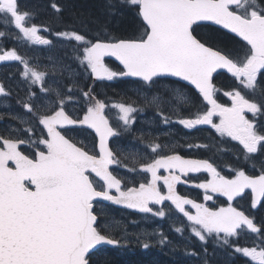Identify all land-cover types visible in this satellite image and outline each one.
Segmentation results:
<instances>
[{
	"label": "snow or ice",
	"instance_id": "1",
	"mask_svg": "<svg viewBox=\"0 0 264 264\" xmlns=\"http://www.w3.org/2000/svg\"><path fill=\"white\" fill-rule=\"evenodd\" d=\"M120 2L137 10L142 29L139 36L93 42L75 31L58 33L78 42L76 51L81 66L90 69L97 79L140 78L149 85L140 92L143 103L154 107L164 124L173 122L166 112L178 115L185 105L195 107L197 97L185 91L192 86L202 97L201 102H206L205 108L188 117L180 116L177 123L190 130L210 125L220 136L239 142L245 161L254 159V154L264 156V125L258 130L254 121L245 115L246 112L253 116L264 114V6L258 0ZM52 7L60 10L56 4ZM0 14L13 21L27 40L50 43L38 35L36 26H25L29 13L19 11L17 0H0ZM213 25L219 26L213 31L225 29L239 38L237 43L243 44L234 49L222 48L215 43L213 35L197 34L199 28ZM105 57H115L123 71L110 70L104 63ZM0 61H19L24 66L25 80L32 85L39 84L44 94L37 96L30 91L23 103L32 118V126L23 132L32 133L34 128L42 126L38 138L0 136V264H92L97 246H122L124 237L117 236L121 221L106 219L101 224L94 210V202L99 201L159 217L166 215L163 208L154 211L150 205L171 201L191 222V231L201 242L206 243L214 235L224 245L234 247L237 253L256 264H264V239L250 248L231 242V238H238L245 229L264 237V228L231 203L246 190H250L253 208L264 200V160L260 161L259 175L232 168L235 175L229 178L208 160L185 159L174 151L168 154V145L151 142L146 146V155L132 159V167L124 165L129 172L147 174L145 182L128 187L110 170V166L121 163L109 146V139L119 136L120 132L105 116V103L84 92L89 104L82 118H73L65 110L71 97L45 87V72L31 67L15 50L0 54ZM218 70H225L236 82L235 88L224 93L231 100L230 106L217 102L214 73ZM166 77L178 78L173 82L178 86H165L163 92L153 93L154 78ZM0 94L9 95L3 85H0ZM134 105L135 101L113 105L119 110L124 131H129L134 123L133 114L142 111ZM217 116L219 123L214 122ZM70 125L94 130L98 144L94 143L92 150H88L83 142H75L67 136L66 126ZM25 144L35 151L30 154L21 151V145ZM161 170L168 175H161ZM201 171L211 176L197 185L204 190V200H212L211 194H219L227 198L226 208L213 210L177 193L181 176ZM162 188L167 189L166 193ZM185 205H191L196 213L190 214ZM165 240L162 236L159 243L164 244ZM149 247L148 243L143 244V248Z\"/></svg>",
	"mask_w": 264,
	"mask_h": 264
},
{
	"label": "flooded vegetation",
	"instance_id": "2",
	"mask_svg": "<svg viewBox=\"0 0 264 264\" xmlns=\"http://www.w3.org/2000/svg\"><path fill=\"white\" fill-rule=\"evenodd\" d=\"M35 1L37 0H17L19 11L21 13H29V17L26 18L25 26H36L38 28V35L49 40L50 43L40 44L27 40L23 37V34L15 28L13 21L0 14V32L4 33L3 36H0V54H3L6 51L15 50L20 56L28 61L31 67L36 68L38 71H45L47 73L53 72L52 69L54 62L57 61L54 58L60 59L63 67L67 69L63 76L70 82H68V84H64L63 94H66L71 98L75 97L82 99L78 102H73L72 104H66L65 110L73 118H82L84 110H86V107L89 104V101H87L83 96L84 92H90L96 100L105 103L106 108L104 110V114L106 117L108 112L115 108L109 105L111 103L128 104L135 101L134 106L142 109V111L133 114L134 123L131 125L129 131L123 130V123L116 128L113 121L108 119L110 125L120 132L119 136L111 137L109 145L116 153L117 158L120 159L121 163L112 165L110 170L117 173V170H119L121 166L128 165V167H132L133 165L131 161L133 158L130 155H134L136 156L135 158L139 159L146 155V146L151 142H156L168 145V154H171V152L174 151L185 159L208 160L213 163L215 167H217V170L220 171L222 175L228 176L229 178L235 175V173L231 170L232 168H242L249 175L260 174V161L264 160V156L254 154V159L245 161L243 155H241L242 146L239 145V142L231 140L230 137L220 136V134L216 133L215 129L210 125H200L197 126V128L190 130L184 128L183 125L176 122L180 116L188 117L190 113L194 114L197 110L203 111L205 108V104L202 103L194 91L189 88H186L185 91L189 92L190 95L197 97L195 107L185 105L179 110L178 115H171L170 112H166L165 114L170 115L173 122L171 124H164L162 120L157 117L156 109L143 103L140 97V92L149 88V85L143 82L125 80L121 79V76H117L111 81L105 79L99 83H92L91 75H89L84 84H79V86L71 84L72 81L68 78V73H70L71 68L75 66V56L68 48L64 49L62 47L58 48L59 45L56 46L57 41H66V38L58 35V33L76 31L74 26H70V23L65 19L62 23L61 18V6L64 3H69L70 0H41L42 4L46 5L47 2L50 3V13L53 12V15H56V17L58 16V20L51 21L52 23L46 19L48 18V11L46 13V17L43 16V12L38 13L41 6L36 4ZM95 1L101 2L102 6L106 7V14L109 12L108 8L116 11H118V9H123V11L133 14L136 20L139 19L138 21H140V18L136 15L137 10L130 6L122 5L120 0H111V5L109 4V0ZM258 2L261 6H264V0H258ZM53 4H56L60 10L56 11V9L52 7ZM207 28L208 27L199 28L197 30V34H203L204 30ZM47 29H51L53 32L51 33ZM79 32V34L85 35L84 32ZM141 32L142 29L139 31L138 36ZM229 36L236 41L234 44L237 47H240V45L243 44L242 41L237 43L239 41L238 38H234L232 35ZM69 42L74 44L76 41L72 40ZM48 55L52 57L50 61L47 59ZM44 63H51L48 69L44 68ZM23 71L24 66L19 61H5L0 65V85H3L6 92L9 94L7 96L0 94V112L4 116L0 117V120H2V122L0 121V124H20L18 119L20 121V119L27 115L26 110L23 108V103L26 101L25 91L27 84V80H25L22 76ZM115 72L119 73L120 71ZM216 79L223 85L216 86ZM122 82H124V84H121ZM173 82L174 81L169 79H156V83L151 85V90L153 93L157 90L163 92L165 86H178L174 85ZM214 84L218 89L216 93L217 102L225 106H230L231 100L228 96L224 95V93L231 91L236 87L234 78L226 73H219L214 77ZM69 89H71L70 92L68 91ZM53 98H55L54 95ZM256 99H259V96H257ZM10 111L13 116H10ZM245 115L249 120L254 121L258 130H260L261 125H264V114H257L256 116H253L252 113L246 112ZM214 122L219 123L218 116L214 117ZM83 132L85 134H89L92 137V141L97 144L95 136L85 128H70L67 131V136L75 141L76 136H80ZM3 135L4 134L1 133L0 130V136ZM11 136L16 137L15 135ZM17 136L25 138L26 135L25 133L21 134L20 132ZM20 150L24 151L26 154L34 152L33 149L27 145H21ZM125 156H127L128 159H125ZM136 166L138 167V165ZM145 175L147 174H139L138 179H136L137 186L139 183L145 182ZM161 175H168V173L161 170ZM141 178L143 181L140 180ZM208 179H211V176L205 171L194 175L181 176V182L177 183L176 191L179 195L191 199L196 203H202L213 210H218L219 208L224 207V204L229 202L226 197L219 194H211L213 197L212 200H204V190L197 187V185ZM162 191L166 193L167 189L162 188ZM263 201L264 200H262L261 203ZM231 203L233 207L235 205H246L245 203L251 204V194L247 193L240 199H234ZM151 207L154 208V206ZM165 207H171L174 209L171 201ZM185 209L190 212V214H195V212H192L190 209ZM247 215L254 219V223L257 226H262L263 223L257 219L256 215ZM181 219L182 217H180L177 223L184 224V222H181ZM241 232L247 234L245 240L250 241L253 246L259 242L257 237L254 235L255 233H251L246 229ZM185 238L186 240L183 239L184 243H188L193 246L195 245L193 234L190 237Z\"/></svg>",
	"mask_w": 264,
	"mask_h": 264
},
{
	"label": "trees",
	"instance_id": "3",
	"mask_svg": "<svg viewBox=\"0 0 264 264\" xmlns=\"http://www.w3.org/2000/svg\"><path fill=\"white\" fill-rule=\"evenodd\" d=\"M49 4L47 2L45 8L50 13ZM62 7L64 8L61 14L62 23L65 19L70 23V26H74L76 32H84L89 40L131 38L138 36L141 30V22L138 21L139 19L136 20L133 14L123 11V9L116 11L110 8H108L109 12L106 14V7L102 6L101 2L95 0H70L69 3H64ZM50 14L53 15V12ZM51 20L54 21L53 19ZM214 29L216 28L208 27L204 30L203 34L198 35H213L216 37L215 43L222 48H238L234 44L236 41L232 37L220 30L218 32L213 31ZM111 66L117 69V66L113 64ZM121 84H124V82ZM215 84L216 86L223 85L217 79L215 80ZM245 204L241 205L245 213L256 215L257 219L263 223L261 227L264 228V201L255 208L250 203ZM136 220L134 214H131L128 219L129 222L138 223ZM145 242L150 245L147 249L143 248ZM126 245L127 247L123 249L106 248L98 250L92 256V264H173L176 260L183 264H188L184 255L185 252H189V249H192L185 247L178 237L174 238L172 243H167L163 247L156 246L153 242L147 240L139 242L132 241L126 243ZM168 246L177 249L176 252L174 251L169 254L162 251V248L166 249ZM155 249H159L160 252H156ZM238 262L241 264V258L238 259Z\"/></svg>",
	"mask_w": 264,
	"mask_h": 264
},
{
	"label": "rangeland",
	"instance_id": "4",
	"mask_svg": "<svg viewBox=\"0 0 264 264\" xmlns=\"http://www.w3.org/2000/svg\"><path fill=\"white\" fill-rule=\"evenodd\" d=\"M36 4L40 5L41 8L39 10L38 13L43 12V16L46 17V13L47 10L45 8V4L41 3V0H37L35 1ZM44 6V7H43ZM62 9L64 10V8L62 7ZM62 17V16H61ZM57 18V19H56ZM47 20H49V22H51L53 19L54 21L58 20V16L56 17V15H52L50 13H48V18H46ZM52 23V22H51ZM49 31V29H47ZM77 43V42H75ZM70 43L69 40L66 38V41H62L59 40L56 42V46H58V48L62 47L64 49H69L72 54L75 56L74 57V63L75 66L71 68V72L68 73V78L71 79L73 85L75 86H79V84H84L89 75H90V69H88L86 66H81L79 59H77V46L76 44ZM47 53V52H46ZM51 56H47V59L50 61L51 60ZM54 58V57H53ZM57 61L54 62L53 65V72H45L46 76H45V87L48 88H52V89H57L59 90L62 94L64 93V84H68V80L65 79V77L63 76V74L66 72V68L63 67V65L61 64V60L54 58ZM51 63L46 64L44 63V68L48 69V67L50 66ZM58 64V65H57ZM70 83V82H69ZM36 92L37 96H43L44 94L40 92V85L36 84V85H32L30 83V81H27L26 84V101L28 100V94L29 92ZM53 95L55 96L54 93H52V98ZM54 99V98H53ZM79 100H82L80 98H71L70 101H68L66 104H72L73 102H78ZM110 106H113L114 104H109ZM10 116H13L11 114V111L9 112ZM27 113V112H26ZM107 118L111 121H113L114 125L116 128H118L119 125H121L123 122L120 121L119 119V110L117 108H113L111 111L108 112ZM2 122V120H0ZM18 122L20 124H0V130L1 133H3L5 137L11 136V135H15L17 136V134H19L21 132H23L24 129L32 126V118L30 117V114H27L25 117H23L22 119H18ZM42 127V126H40ZM40 127H36L34 128L32 133H27L25 135H33L35 136L36 134H38L37 132H40ZM41 133V132H40ZM32 136V138H34ZM75 136V134H74ZM75 142H77L78 144L80 142H83L84 145L87 146L88 150H92L94 142L92 141V137L89 134H85L84 132L81 133L80 136H76L75 138ZM26 145V144H25ZM29 146V145H27ZM119 151L121 152V150L119 149ZM132 156V158H135L136 156L134 155H130ZM111 167V166H110ZM114 175H116L118 178H121L125 184L127 186H137L136 185V179H138L137 174L129 172L127 168H125L124 166H121L119 170H117V173L113 172ZM142 174V173H141ZM140 174V175H141ZM140 180L143 181V179L141 178ZM145 181V180H144ZM135 182V183H133ZM229 203L224 204V207L226 208L228 206ZM155 208V207H154ZM153 208V210H154ZM97 209L101 210V206H97ZM104 211V217L106 219H109L110 217H114L115 220L121 221V223L118 225V230L117 233L119 235V237L123 236L124 239L122 240V246L123 243L125 244V248L127 247L126 243L128 242H139V241H155L157 244H159L160 246H165L167 244V241L165 240L164 244L159 243L161 237L164 235H162V232L160 231V229L162 228V223L159 224L158 226H154V221H156L158 218L163 219L164 217H159V216H153L152 214H145V213H141L142 215H140L142 217L141 221H139L140 223H132L129 222L127 219H125L124 221H122L121 219H119L120 213L119 212H106ZM156 211V210H154ZM167 212L170 213H175V215L170 217V220L173 222V225L176 226L177 224H181V223H176V221L178 219H180V217H182L181 222H184V225H191V222L188 221L187 217L183 215V213H180L177 209H166ZM190 213V212H189ZM113 219V218H112ZM156 219V220H155ZM103 224V222H102ZM130 224L131 227L130 229L126 228V225ZM149 224H151V227L149 226ZM125 230H126V235H125ZM222 235V234H221ZM210 238H214V243L216 245H218V243L221 246H224V244L221 241H218L215 236H211ZM235 238V237H233ZM182 239L186 240L185 237H182ZM132 240V241H130ZM126 242V243H125ZM135 244V243H134ZM218 251L213 252V254L211 255L213 258L208 259L206 254H204V258H195L196 260L193 259L190 260L188 258V261L191 264H199L198 262H202V264H231L237 254V252L235 251V248L233 249V252L228 253L227 251H225L224 248L220 247L218 248ZM239 255L242 256V253H238ZM188 263V264H190Z\"/></svg>",
	"mask_w": 264,
	"mask_h": 264
},
{
	"label": "water",
	"instance_id": "5",
	"mask_svg": "<svg viewBox=\"0 0 264 264\" xmlns=\"http://www.w3.org/2000/svg\"><path fill=\"white\" fill-rule=\"evenodd\" d=\"M205 24H207L208 22H204ZM213 27H216V28H219V26H215V25H213ZM221 30H223V31H225V32H227L228 34H230V35H232V36H234V34H232V33H229L227 30H225V29H221ZM236 38H238V37H236ZM239 39V38H238ZM105 61H112V62H114L117 66H119L122 70H123V66L120 64V62L118 61V60H116V58L115 57H105L104 58V63H105ZM5 61H0V64H2V63H4ZM219 73H226L227 75H229V76H231V74H229V73H227L225 70H218V72L217 73H214V76L215 75H217V74H219ZM92 75V74H91ZM122 78L123 79H129V80H138V81H141L140 80V78H138V77H124V76H122ZM92 79H93V81H95V80H98L97 78H95L93 75H92ZM154 79H170V80H172V81H176V80H178V78H174V77H166V78H154ZM143 82V81H142ZM180 83H182V84H187V82H180ZM188 87H190V88H192V86H188ZM193 90H194V92L195 93H197L196 92V90L194 89V88H192ZM198 94V93H197ZM201 99H202V97H200ZM205 104H206V102H204ZM71 127H86V126H81V125H70V126H66V128H71ZM89 130H91V129H89ZM94 134H95V132H94V130H91ZM98 138V137H97ZM111 139V138H110ZM110 139H109V141H110ZM202 172V171H201ZM198 173H200V172H198ZM194 174H197V173H189L188 175H194ZM250 192V190H246L245 191V193L246 192ZM244 193V194H245ZM244 194H242L240 197H237V198H241ZM237 198H235V199H237ZM103 203H108L109 201H102ZM166 202H168V201H165L162 205H164ZM111 203V202H110ZM113 204V203H112ZM114 206H116V207H121V208H123L124 206H122V205H115V204H113ZM162 205H160V206H162ZM185 206H188V207H191V208H193L191 205H185ZM126 208V207H125ZM193 209H195V208H193ZM131 210H135V209H131ZM135 211H138V210H135ZM102 246H112V245H100V246H97V249L98 248H100V247H102ZM96 249V250H97ZM96 250H94V252L96 251Z\"/></svg>",
	"mask_w": 264,
	"mask_h": 264
},
{
	"label": "bare ground",
	"instance_id": "6",
	"mask_svg": "<svg viewBox=\"0 0 264 264\" xmlns=\"http://www.w3.org/2000/svg\"><path fill=\"white\" fill-rule=\"evenodd\" d=\"M123 91H125V90H123ZM176 250L177 249H174V248H172L170 246H168V248H166V249H163L162 248V251H164L165 253H169V254L172 253V252H174V251L176 252ZM173 264H183V263L180 262V261H178V260H176V261L173 262Z\"/></svg>",
	"mask_w": 264,
	"mask_h": 264
}]
</instances>
